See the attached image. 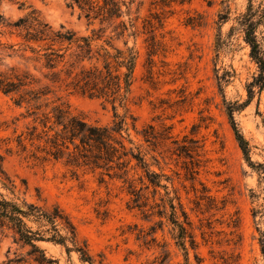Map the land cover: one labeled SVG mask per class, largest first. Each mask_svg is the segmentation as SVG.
<instances>
[{"label": "rangeland", "instance_id": "1", "mask_svg": "<svg viewBox=\"0 0 264 264\" xmlns=\"http://www.w3.org/2000/svg\"><path fill=\"white\" fill-rule=\"evenodd\" d=\"M67 2L0 0V13L12 24L34 12L54 29L64 25L77 35H91L102 27L97 44L110 38L114 47H132L137 59L126 103L128 133L132 146L140 145L146 153L150 169L165 174L162 183L189 216L196 241L195 249L187 245L189 263L196 264V254L202 264H264L258 240L264 230V177L245 160L227 115L228 104H243L234 111V120L248 141L251 161L264 164V89L246 102L257 68L237 23L249 3L264 7V0H135L130 16L122 18L133 20L134 36L115 35L113 25L87 19ZM0 30V71L15 66L38 74L5 47L21 41L19 30L10 25ZM55 97L90 122L105 125L113 119L111 104L102 99L63 88ZM23 112L0 93V155L14 195L1 185L0 192L46 208L59 206L95 264H184V252L174 244L169 225L158 229L149 245L144 242L150 235L137 238L140 230L147 232L159 220L157 208L149 207L159 202L164 189L157 188L153 197L149 187L144 191L147 206L136 208L121 179L104 175L100 181L99 171L76 169L63 159L30 157L17 142L31 122ZM117 112L123 114L124 108ZM149 125L159 137L155 147L140 134ZM178 145L193 147L192 157L179 153ZM130 172L134 178L142 174ZM135 184L140 187L137 180ZM145 212L154 214L145 217ZM39 246L58 264H88L60 245ZM28 249L15 242L11 231H0V262L28 257ZM166 253L168 260L162 262Z\"/></svg>", "mask_w": 264, "mask_h": 264}, {"label": "trees", "instance_id": "2", "mask_svg": "<svg viewBox=\"0 0 264 264\" xmlns=\"http://www.w3.org/2000/svg\"><path fill=\"white\" fill-rule=\"evenodd\" d=\"M134 2L135 0H68L67 6L77 5L87 19L113 25V31H117L115 35L121 36L129 32L128 35L134 36L136 32L133 20L130 18L129 22H125L122 19L124 15L130 16ZM237 23L249 47V56L257 68L247 87L246 102H249L255 91L264 89V7L255 8L249 3L246 12L237 18ZM148 24L153 26L150 21ZM8 25L19 30L21 41L5 47L25 63H31L38 73L15 66L0 71V93L9 96L13 105L24 110L21 113L23 118L31 119L26 130L18 135L17 142L21 151H28L30 157L38 160L63 159L66 165L76 169L99 171L100 181H103L104 175L111 179H121L127 184L132 207L147 206L144 191L149 187H152L153 197L158 193L157 188L164 189L159 202H154L149 207V210L157 208L155 214L159 220L150 225L147 232L140 230L137 238L150 235L151 239L144 242L149 245L150 241H155L156 231L169 225L168 232L174 244L184 252V264H190L188 246L195 249L196 241L189 216L178 197L171 196L167 184L162 183L165 174L150 169L146 153L140 145L132 146L134 142L128 133L126 103L133 83L136 51L132 47H126L125 50L114 47L110 38L103 40L104 44H97L103 36L100 34L104 32L102 27L97 31L92 30L91 35H77L64 25L54 29L34 12L12 24H8L0 13V27ZM153 46L156 44L153 43L151 47ZM154 51L150 50V54ZM61 88L110 103L114 111L112 121L102 125L73 114L60 97H55V92ZM118 107L124 108L123 114L117 112ZM242 108L243 104H228L229 122L245 160L264 177V164L251 161L248 141L234 120V111ZM130 118L134 121L133 117ZM140 134L145 142L155 147L159 137L152 125L143 129ZM177 150L192 157L194 149L178 145ZM152 159L157 161L154 157ZM137 170L142 174L134 178L130 171ZM136 180L140 187L136 186ZM0 185L14 195V184L3 169L2 155ZM153 214L145 212L144 216L150 217ZM3 230L11 231L15 242L29 249L26 252L28 257H6L0 264H58L57 259L48 257L39 246L41 242L60 245L68 254L76 252L81 262L95 264L85 243L79 242L74 224L57 205L46 208L0 192V231ZM258 240L260 251L264 255V230L260 231ZM163 257L162 262L168 260L167 253ZM194 257L196 264H202L196 254Z\"/></svg>", "mask_w": 264, "mask_h": 264}]
</instances>
